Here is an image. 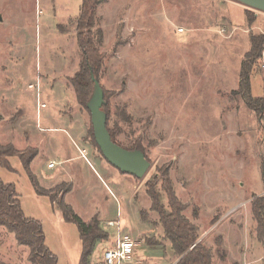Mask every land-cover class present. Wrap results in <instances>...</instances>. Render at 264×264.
Masks as SVG:
<instances>
[{
	"label": "rangeland",
	"instance_id": "rangeland-1",
	"mask_svg": "<svg viewBox=\"0 0 264 264\" xmlns=\"http://www.w3.org/2000/svg\"><path fill=\"white\" fill-rule=\"evenodd\" d=\"M80 3L0 0V143L17 151L36 148L31 172L39 187L55 203L63 199L83 222L96 217L114 235L108 223L119 221L138 242L123 264H177L181 258L151 210L147 190L155 185L161 193L159 170L167 171L182 216L213 264H264L251 212L252 200L264 197V111L258 117L238 94L249 35H264V12L251 9L249 24L247 7L236 0H101L99 84L108 126H117L115 141L139 143L150 163L137 179L92 144L90 115L69 80L81 63ZM250 87L253 98H264V43ZM8 161L15 171L0 167V180L14 185L25 216L41 223L57 264H77L76 226L35 194L18 158ZM60 191L71 192L64 198ZM15 245L13 234L0 228V259L29 264L28 249ZM102 245L96 244L90 264H102Z\"/></svg>",
	"mask_w": 264,
	"mask_h": 264
},
{
	"label": "trees",
	"instance_id": "trees-1",
	"mask_svg": "<svg viewBox=\"0 0 264 264\" xmlns=\"http://www.w3.org/2000/svg\"><path fill=\"white\" fill-rule=\"evenodd\" d=\"M101 0H81L79 15L76 20V42L81 53V63L78 71L71 77L76 101L87 112L86 104L93 91V82L90 74L99 82L98 75L102 67L103 54L100 47L103 35L96 25V9ZM250 8L246 10V20L249 24L254 21ZM250 47L244 54L239 70L238 94L245 106L255 112L260 117L264 111V98H253L251 96L250 78L253 68L261 57L264 35L250 34ZM103 100L106 102V94L103 90ZM106 113V128L111 140L115 141L117 129H110L108 126L110 112L108 104L103 106ZM89 113V112H88ZM119 116L124 120L123 116ZM1 120V117H0ZM90 138L92 144L99 151L94 141L93 130L90 123ZM122 147V146H121ZM127 150H139L144 154V150L139 143L130 147H123ZM100 152V151H99ZM36 150L17 151L12 145H2L0 143V167L9 172H14L9 158H18L22 169L31 182L34 192L38 196L47 197L51 204H54V197L46 190L39 187L35 176L31 172V163L36 157ZM145 155V154H144ZM146 158V157H145ZM160 192L156 191L155 185L148 188L147 194L151 199V210L158 214L164 237L169 240L172 250L181 257L177 264H213L209 250L198 242L196 228L190 224L183 216L184 207L177 200L168 178L167 171L159 170ZM264 181V173H263ZM62 194L66 193L60 191ZM68 192V191H67ZM162 193L166 198V206L162 203ZM60 210L65 222L73 223L76 226L79 242L80 256L77 264H90V257L97 243L107 239L98 219L92 217L88 223L82 221L71 207L60 199L55 203ZM251 212L253 220L256 222V235L258 240L264 245V197L254 198L251 202ZM0 228L13 234L16 243L28 249L27 260L29 264H57L56 256L47 248L42 225L39 221L25 216L13 184H5L0 180ZM149 245V244H148ZM150 246V245H149ZM0 264H7L0 259Z\"/></svg>",
	"mask_w": 264,
	"mask_h": 264
},
{
	"label": "water",
	"instance_id": "water-1",
	"mask_svg": "<svg viewBox=\"0 0 264 264\" xmlns=\"http://www.w3.org/2000/svg\"><path fill=\"white\" fill-rule=\"evenodd\" d=\"M245 7L252 10L264 12V0H236ZM93 82V91L86 107L90 115V123L93 130L94 141L97 144L103 158L121 173L131 175L137 179L145 176L150 167L145 155L135 149L127 150L111 140L106 128L107 116L103 111L105 102L103 100V90L99 82L90 74Z\"/></svg>",
	"mask_w": 264,
	"mask_h": 264
},
{
	"label": "built area",
	"instance_id": "built-area-1",
	"mask_svg": "<svg viewBox=\"0 0 264 264\" xmlns=\"http://www.w3.org/2000/svg\"><path fill=\"white\" fill-rule=\"evenodd\" d=\"M81 157L85 158V152H81ZM52 163L48 164V168H52ZM109 226L115 227V234L110 235L102 243L100 251V261L102 264H123L131 260V253L138 245L130 235L125 233L120 226L119 221L109 222Z\"/></svg>",
	"mask_w": 264,
	"mask_h": 264
},
{
	"label": "crops",
	"instance_id": "crops-1",
	"mask_svg": "<svg viewBox=\"0 0 264 264\" xmlns=\"http://www.w3.org/2000/svg\"><path fill=\"white\" fill-rule=\"evenodd\" d=\"M1 117V120H0V124L1 123H3V121H4V119H3V117L2 116H0ZM5 145H8V144H5ZM26 147H30L29 145H28V143H26L25 144V147L24 148H26ZM35 148V147H34ZM36 149V148H35ZM37 150V149H36ZM37 155H38V150H37ZM36 155V156H37ZM36 158V157H35ZM34 158V159H35ZM33 159V160H34ZM33 162V161H32ZM88 163V162H87ZM48 164H50V163H48ZM48 164H47V168H48ZM89 164V163H88ZM90 165V164H89ZM68 182H69V184H72L71 182H70V180H68ZM71 191H69V192H67L66 194H65V196H64V198H66V196L70 193ZM99 222H100V220H98ZM102 229V228H101ZM103 230V229H102ZM140 230H144V228L143 227H141V229ZM104 232H106L105 230H103ZM107 233V232H106ZM108 234V233H107ZM14 237V236H13ZM102 244V243H101ZM16 247H20L17 243H16V245H15ZM24 251H26V250H24ZM26 254V253H25ZM27 256H28V253H27ZM158 263V262H157Z\"/></svg>",
	"mask_w": 264,
	"mask_h": 264
}]
</instances>
